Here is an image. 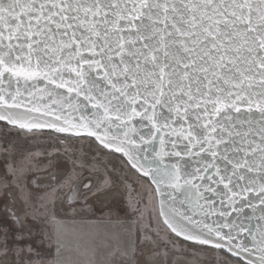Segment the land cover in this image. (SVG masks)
<instances>
[{"label":"snow or ice","instance_id":"1","mask_svg":"<svg viewBox=\"0 0 264 264\" xmlns=\"http://www.w3.org/2000/svg\"><path fill=\"white\" fill-rule=\"evenodd\" d=\"M0 142V264H62L60 210L131 221L100 264H264V0H0Z\"/></svg>","mask_w":264,"mask_h":264},{"label":"rangeland","instance_id":"2","mask_svg":"<svg viewBox=\"0 0 264 264\" xmlns=\"http://www.w3.org/2000/svg\"><path fill=\"white\" fill-rule=\"evenodd\" d=\"M24 140V154L32 164V171L28 172L27 175H36L43 180L49 179L44 173L50 170L51 165H40L37 162L44 160L46 153L48 154L47 159L59 157L56 163H70L68 156L72 155L73 152L80 155L87 154L90 159L92 158L91 150L85 143H81L75 148H69L59 141L43 137L39 139L25 137ZM4 156L3 144L0 142V167L4 164ZM96 167L101 172L104 171L103 164H97ZM141 192L143 194V190ZM124 199L126 200V198ZM96 207L99 209L103 206L97 205ZM59 208L58 203L57 209ZM40 219L45 229L51 230L53 233L57 229L63 232L65 245L59 254L62 264H100L104 260L103 253L109 246L115 247L122 243L127 235V225L131 223L123 212H120L119 218H117L115 214H107L101 211H96L93 215L91 210L83 219L74 218L73 213H65L62 210L54 213V219L51 221L43 216ZM144 220L146 223L149 220L147 211H145ZM162 242L167 243V238H163ZM176 251L178 252L179 249L177 248ZM220 259L218 254L211 251L197 252L192 250H188L187 255L178 254L172 257L173 264H181V262L183 264H219Z\"/></svg>","mask_w":264,"mask_h":264}]
</instances>
